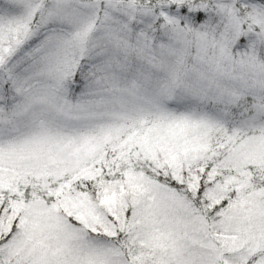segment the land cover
<instances>
[{
	"label": "snow or ice",
	"instance_id": "snow-or-ice-1",
	"mask_svg": "<svg viewBox=\"0 0 264 264\" xmlns=\"http://www.w3.org/2000/svg\"><path fill=\"white\" fill-rule=\"evenodd\" d=\"M0 264H264V0H0Z\"/></svg>",
	"mask_w": 264,
	"mask_h": 264
}]
</instances>
